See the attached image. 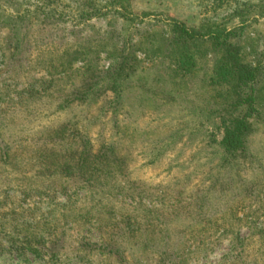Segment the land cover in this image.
<instances>
[{
  "label": "rangeland",
  "instance_id": "374dc122",
  "mask_svg": "<svg viewBox=\"0 0 264 264\" xmlns=\"http://www.w3.org/2000/svg\"><path fill=\"white\" fill-rule=\"evenodd\" d=\"M38 2L0 0V264H264V0H129L132 22L111 13L54 20L35 12ZM171 21L230 34L194 42L186 74ZM13 25L19 34L11 40ZM17 38L22 50L12 53ZM151 38L153 50L139 49ZM227 52L253 69L239 97L212 80L213 60ZM122 58L130 75L115 99L111 75ZM245 115V144L226 154L225 124ZM56 132L74 148L85 138L92 152L112 138L134 141L125 179L140 197L115 214L128 211L143 243L117 239L119 253H107L95 246L97 228L107 225L106 236L117 228L98 212L85 215L92 205L83 192H27L41 184L30 182L32 158ZM28 232L56 252L53 260L16 251L12 239Z\"/></svg>",
  "mask_w": 264,
  "mask_h": 264
},
{
  "label": "trees",
  "instance_id": "16d2710c",
  "mask_svg": "<svg viewBox=\"0 0 264 264\" xmlns=\"http://www.w3.org/2000/svg\"><path fill=\"white\" fill-rule=\"evenodd\" d=\"M211 1V5H213L217 0ZM35 12L52 17L54 20L68 18L76 22H87L98 17L105 18L109 13L125 22H132L137 19L136 16L129 12V0H39ZM238 12H240L239 8L235 7L233 13L236 14ZM168 25L180 32L178 36L180 39L177 41V46L181 50L179 52L181 54L179 56V66L186 74L189 73L191 67L195 66L193 54L189 55L188 50L190 47H194V42L198 39L200 41L205 39L215 41L230 34L223 29L216 28H208L205 33H201L189 29L177 21H171ZM135 31L138 32L139 30L137 29ZM18 34V27L13 25L9 32L10 39H14L15 36L18 37ZM22 40L24 41L23 38H17L15 43H11L12 53H18L22 50ZM155 43V38H151L137 45L139 49L146 51L148 49L153 50L156 47L154 46ZM232 58L231 54L227 52L225 57L223 56L221 59L213 60L211 75L214 84L220 85L222 88L223 85H226L224 86L226 92L236 93L235 95L239 97L240 95L236 91L239 92L241 90V82L251 80L254 77V73L251 67H240V65L233 62ZM124 66L125 59L122 58L117 68L112 70L111 76L115 79L113 80L111 90L115 94V99L120 97L123 91L121 86L125 85L124 83L127 82V77L130 75L125 74ZM123 74L124 76H122ZM118 80L120 81L119 83ZM78 96H83V100L88 97L86 92H84L75 96L73 100L80 99ZM249 98L250 96L246 99ZM235 103L231 105L235 106L237 104ZM64 105L67 104H63L62 108L65 107ZM113 125L116 126V123ZM249 130L250 123L247 121L246 115L228 120L224 127L222 140L220 141L222 151L226 154H233L238 149L243 148ZM54 135L55 137L48 135L51 137V146L46 145L45 147H41L42 150L39 152L40 154L37 158H32L34 164L31 167L36 165L38 169L36 168L30 176V182L39 181L41 184L38 186H29L27 192L43 195L46 191L51 190L54 193H61L65 196L70 194L69 196H71L81 191L90 200L92 205L85 211V215L91 216L92 211L98 212L99 218L105 219L107 223L111 220V224H109L117 228L113 233H107L106 236L104 233L106 231H102V229L103 227H107V225L99 226L97 228L99 231V244H95L96 247L104 249L110 254H118L121 244H118L117 239L124 243V241L131 242L133 238L132 243H138L139 238L135 233L140 231L139 223L130 218L127 210V212L119 210L120 216L118 219L115 214L118 209L133 207L132 204L126 203L125 200L133 201L135 196L139 195L133 190L135 187L132 185L133 181L129 183L125 179V172L128 168V152H130L134 141H127L124 144L122 139L112 138L108 142L103 143L98 151L92 152L89 147V142L85 138L80 141V144H82L80 150H78L77 146L80 144L74 148L75 142H65L63 144L64 135L61 136L59 132H56ZM136 135L139 137L138 133ZM149 141L154 142L155 140L149 139ZM152 155L154 157H152L151 163L155 161V156L158 155V151L156 150ZM7 156L8 154L5 152L2 154L3 159L7 158ZM118 176L123 178L122 182H117ZM145 211L148 210L145 209ZM148 212H152V210L149 209ZM160 217L161 215L156 214V216H152L153 220L150 218L151 221L156 223L155 225L152 224L154 228H158V224L164 223L160 222ZM39 227V229H44L45 225L43 224ZM38 237L37 233L28 232V235H25L19 240L18 238H13L12 242L16 246V251L19 254L31 252L33 255L39 256L41 253L44 256H49V259L53 260L56 252L52 248L43 246ZM105 237L115 238L113 240H107ZM139 243L141 244L143 242L139 241ZM84 244L88 245V242L85 241ZM3 245L2 243L0 244L1 251H5ZM121 257L119 256V259L122 260L124 257Z\"/></svg>",
  "mask_w": 264,
  "mask_h": 264
}]
</instances>
